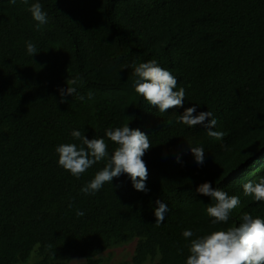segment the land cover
I'll return each mask as SVG.
<instances>
[{"label":"trees","instance_id":"trees-1","mask_svg":"<svg viewBox=\"0 0 264 264\" xmlns=\"http://www.w3.org/2000/svg\"><path fill=\"white\" fill-rule=\"evenodd\" d=\"M35 2L0 0V264L33 253L35 264H102L104 252L131 243L130 261L118 264H185L184 230L203 236L238 226L244 213L264 218V202L243 194L264 177V0H38L49 18L39 30ZM149 60L185 89L182 108L161 113L136 94L132 66ZM67 86L77 91L60 103ZM193 106L213 113L223 140L177 121ZM126 124L149 136V191L121 174L84 194L106 162L76 178L58 166L56 147L79 145V130L105 139L111 154L105 133ZM189 145L203 146L202 166ZM205 182L240 198L227 224L211 223L214 202L196 191ZM157 200L168 207L161 225Z\"/></svg>","mask_w":264,"mask_h":264},{"label":"clouds","instance_id":"clouds-1","mask_svg":"<svg viewBox=\"0 0 264 264\" xmlns=\"http://www.w3.org/2000/svg\"><path fill=\"white\" fill-rule=\"evenodd\" d=\"M15 3L16 0H10ZM28 4V0H22ZM37 30L48 23V16L43 11L42 4L32 3L28 8ZM26 50L29 56L37 55V47L31 41H26ZM134 90L137 95L143 97L148 104L157 108L161 113H167L170 109H178L184 106L186 97L185 89L179 87L178 80L171 71L161 67L156 60L133 64ZM78 78L67 80V85H76ZM60 103H65L66 97L76 93V87L67 86L58 90ZM91 98V93L88 94ZM83 100L84 97H79ZM197 106L186 108L182 114L177 116V121L188 127L200 125L207 135L215 140H223L226 133L215 131L217 120L210 111L197 113ZM107 138L116 145L112 153H109L108 144L103 138L88 139L79 130H73L71 136L76 143H64L56 147L58 154V166L69 172L72 176L80 178L86 171L95 164L105 161V166L96 172L94 178L86 183L81 192L86 195H95L106 183L112 185L114 177L127 174L137 191L147 193L146 187L148 169L142 159L145 153L150 150L151 143L149 136L139 129H132L129 124L114 129H108L105 133ZM189 150L194 156L198 166L205 162V150L203 146L192 147ZM177 162L180 156L176 157ZM196 191L211 198L207 206V215L212 218L213 225L227 224L231 213L241 201L236 195H229L227 192L213 188L210 182L198 186ZM243 194L252 197L257 202H264V177L258 182L249 181L243 185ZM158 207L154 211L156 225L165 221V214L168 211L167 205L157 200ZM71 207V205H69ZM77 216H84L83 211L77 210ZM186 240H189V255L185 264H264V218L253 217L244 213L238 226H231L226 229L216 230L210 234L196 236L190 229L182 233ZM195 237V238H193Z\"/></svg>","mask_w":264,"mask_h":264},{"label":"rangeland","instance_id":"rangeland-1","mask_svg":"<svg viewBox=\"0 0 264 264\" xmlns=\"http://www.w3.org/2000/svg\"><path fill=\"white\" fill-rule=\"evenodd\" d=\"M134 246H135V243H131L128 246L114 248V249L104 252L99 257L101 260V263L102 264H118L122 261L129 262L133 254ZM36 261H37V258L35 257L33 253L31 254L30 258L27 260V262L20 263V264H35ZM69 264H85V261L78 257H73Z\"/></svg>","mask_w":264,"mask_h":264}]
</instances>
